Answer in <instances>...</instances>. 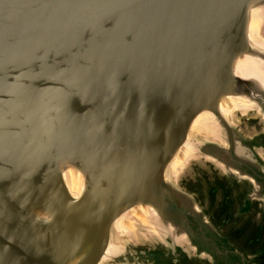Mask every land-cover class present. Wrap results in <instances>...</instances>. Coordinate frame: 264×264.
Listing matches in <instances>:
<instances>
[{"label":"water","instance_id":"1","mask_svg":"<svg viewBox=\"0 0 264 264\" xmlns=\"http://www.w3.org/2000/svg\"><path fill=\"white\" fill-rule=\"evenodd\" d=\"M0 264H264V0H0Z\"/></svg>","mask_w":264,"mask_h":264},{"label":"bare ground","instance_id":"2","mask_svg":"<svg viewBox=\"0 0 264 264\" xmlns=\"http://www.w3.org/2000/svg\"><path fill=\"white\" fill-rule=\"evenodd\" d=\"M252 33V32H251ZM253 35H255L254 33H252ZM257 36V35H256Z\"/></svg>","mask_w":264,"mask_h":264}]
</instances>
